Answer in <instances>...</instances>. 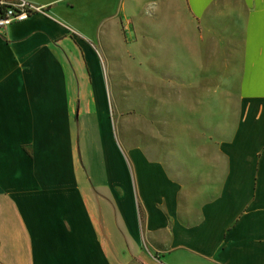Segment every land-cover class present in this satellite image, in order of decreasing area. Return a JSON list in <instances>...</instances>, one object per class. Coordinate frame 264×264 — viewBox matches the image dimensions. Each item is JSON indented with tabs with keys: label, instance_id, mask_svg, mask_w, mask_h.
<instances>
[{
	"label": "crops",
	"instance_id": "0c3cea01",
	"mask_svg": "<svg viewBox=\"0 0 264 264\" xmlns=\"http://www.w3.org/2000/svg\"><path fill=\"white\" fill-rule=\"evenodd\" d=\"M24 1L44 12L0 30V264H264V0ZM152 6L172 116L223 102L217 142L178 127L135 145L129 119L119 137V23Z\"/></svg>",
	"mask_w": 264,
	"mask_h": 264
},
{
	"label": "rangeland",
	"instance_id": "374dc122",
	"mask_svg": "<svg viewBox=\"0 0 264 264\" xmlns=\"http://www.w3.org/2000/svg\"><path fill=\"white\" fill-rule=\"evenodd\" d=\"M153 6L145 8L135 14L134 20L128 23H119L117 45L120 48L128 46L133 49L124 50L123 54L113 56L110 73L112 74L113 86L111 92L118 102L113 103L114 115L117 109L123 118L115 119V127L119 132L120 139H125L127 121L134 130L135 145H141L143 133L156 142L159 136L167 138L170 146L173 145L175 136L171 133L179 127H194L198 131L213 129L215 142L222 138L221 131L224 120L222 118L223 102L214 104V117L206 119V105L202 102H192L188 107L199 110V117L193 119L175 118L174 115L180 102H175L181 87H176V78L173 68L175 54L169 46L157 44L152 41L150 49L145 46L148 36L142 33L143 16L153 12ZM173 26V23H170ZM169 43V39L166 40ZM115 85V86H114ZM219 92V88H215ZM176 91V94H175ZM204 91V90H203ZM199 88V95L203 94ZM200 98V96H199ZM234 107V104H232ZM210 107V104H209ZM172 112V113H171ZM233 119H225V122ZM226 122V123H227ZM229 124V127H230ZM232 126V125H231ZM166 135H162L164 131ZM161 134V135H160ZM175 134V133H174ZM166 142V141H164ZM97 170L93 166V172Z\"/></svg>",
	"mask_w": 264,
	"mask_h": 264
},
{
	"label": "built area",
	"instance_id": "2783aa9c",
	"mask_svg": "<svg viewBox=\"0 0 264 264\" xmlns=\"http://www.w3.org/2000/svg\"><path fill=\"white\" fill-rule=\"evenodd\" d=\"M43 12V7L24 0H0V30L13 22L24 21L31 15Z\"/></svg>",
	"mask_w": 264,
	"mask_h": 264
}]
</instances>
